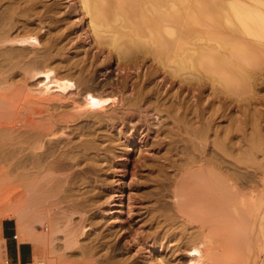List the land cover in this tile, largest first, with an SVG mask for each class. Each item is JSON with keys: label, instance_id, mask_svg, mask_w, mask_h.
Masks as SVG:
<instances>
[{"label": "bare ground", "instance_id": "obj_1", "mask_svg": "<svg viewBox=\"0 0 264 264\" xmlns=\"http://www.w3.org/2000/svg\"><path fill=\"white\" fill-rule=\"evenodd\" d=\"M175 1L0 0V219L32 244L29 264H85L81 222L109 168L119 246V185L137 146L149 224L179 219L197 234L185 264H258L264 0Z\"/></svg>", "mask_w": 264, "mask_h": 264}, {"label": "rangeland", "instance_id": "obj_2", "mask_svg": "<svg viewBox=\"0 0 264 264\" xmlns=\"http://www.w3.org/2000/svg\"><path fill=\"white\" fill-rule=\"evenodd\" d=\"M62 1L63 8H67L68 5L72 7L76 5L75 0ZM189 1L192 0L175 1L173 8H182ZM64 3L68 5L66 6ZM79 15H73L72 21H77ZM77 27L78 25H76V32ZM87 47L91 49L92 45H87ZM115 66L112 61L110 70H114ZM101 71L103 72L104 69ZM113 73L115 74V71ZM143 148L137 146L134 152H131L127 157L125 156L127 158L125 159V174L119 185L121 188V202L117 203L116 208L119 211L120 225L123 232V238L120 240L119 246L114 247V238L110 234L108 225L109 207L111 205L109 200L112 198L113 200L117 199L115 191L118 188L117 182L114 181L112 169L109 168L105 174H102L101 189L104 191V196L97 203L98 207L96 209V206L93 207L89 212V214H95L96 216L81 222V225L87 229L79 236V244L82 248L74 256L75 261L85 264H149L148 259L143 257L145 254H149L151 259L155 257L153 261L159 259L158 263L160 264H185L188 248L182 249V244H188L187 247H189L192 242L196 241L197 234L192 227L183 225L178 221L179 219L168 221L165 227L166 230L168 229L167 234H164L165 229L162 232L157 227L154 219L152 224H149L148 219L150 217L147 211L149 202L144 194L148 187L145 188V185L142 184L147 176L144 173L142 174L137 167H134V165H137L136 163H140L138 158ZM0 177L6 178L8 176L0 174ZM98 208H100V211L97 210ZM62 223L61 220L60 224ZM17 238L18 240H24L19 236ZM262 239L259 258L257 259L258 264H264V234Z\"/></svg>", "mask_w": 264, "mask_h": 264}, {"label": "crops", "instance_id": "obj_3", "mask_svg": "<svg viewBox=\"0 0 264 264\" xmlns=\"http://www.w3.org/2000/svg\"><path fill=\"white\" fill-rule=\"evenodd\" d=\"M16 235L14 221L8 218L0 219V238L4 241L0 264H29L36 255L32 244L25 240H18Z\"/></svg>", "mask_w": 264, "mask_h": 264}, {"label": "built area", "instance_id": "obj_4", "mask_svg": "<svg viewBox=\"0 0 264 264\" xmlns=\"http://www.w3.org/2000/svg\"><path fill=\"white\" fill-rule=\"evenodd\" d=\"M14 238H15V235H14Z\"/></svg>", "mask_w": 264, "mask_h": 264}]
</instances>
